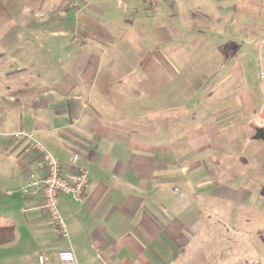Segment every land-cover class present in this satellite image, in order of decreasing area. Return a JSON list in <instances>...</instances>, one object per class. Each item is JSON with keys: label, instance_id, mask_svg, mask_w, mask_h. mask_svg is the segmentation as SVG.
I'll return each instance as SVG.
<instances>
[{"label": "crops", "instance_id": "obj_1", "mask_svg": "<svg viewBox=\"0 0 264 264\" xmlns=\"http://www.w3.org/2000/svg\"><path fill=\"white\" fill-rule=\"evenodd\" d=\"M78 2L83 6L60 5L59 21L41 22V55L34 37H19L20 28L36 34L40 22L11 20L10 42L0 37V157L14 163L13 173L0 170L4 180L22 189L30 173L44 174L31 139L13 134L19 131L58 158L64 176L74 178L79 167L88 174L81 201L58 198L68 238L57 232L41 192L19 191L13 216L0 214L2 225L15 227L14 239L0 246V264H61L64 249L74 251L78 264H264V143L249 133L240 136L248 150L227 153L212 122L226 111H211L221 108L211 93L226 91L222 86L241 73L244 96L230 108L245 106L254 114L250 122H259L260 74L254 91L245 75L254 58L243 45L264 32V0ZM69 12L78 19L67 21ZM244 37L250 40L237 46ZM52 46L69 58L62 61L58 52L54 60ZM215 59L232 71L198 85L210 93L209 125L173 135V127L177 134V125L188 121L172 106L180 81L194 91L197 77L217 73L206 71ZM255 62L264 69L263 56ZM152 67L156 83L146 84ZM164 94L171 100L164 102ZM227 140L239 142L232 135Z\"/></svg>", "mask_w": 264, "mask_h": 264}, {"label": "rangeland", "instance_id": "obj_2", "mask_svg": "<svg viewBox=\"0 0 264 264\" xmlns=\"http://www.w3.org/2000/svg\"><path fill=\"white\" fill-rule=\"evenodd\" d=\"M65 1L67 2L68 0H0V37L2 39H4V41H6V42H10V38L13 35L12 29L10 27L11 26V24H10L11 20L18 21L19 23L20 22H28V21L29 22L36 21V22H40V23L44 22V21H50V22L59 21V12L57 10H58L60 5L64 6ZM74 2H77V4L80 7L83 6V5H81V2L80 3L78 2V0H74ZM75 19H78L75 12H69V14H67V17H66L67 21H75ZM43 25L44 24L41 23V27L36 29V31H35L36 34H34V35L29 34L28 30H26L25 28H20L19 37L23 38L24 41L27 39L26 37H34V40L36 41V48L37 47L39 48V49L35 50L36 55L42 54L43 47H42L41 43L37 44V42H38V37L44 36V34H41V32L44 30V28L42 27ZM37 32H39V33H37ZM199 35H204V34H203V32H201V33H199ZM229 36L230 35H228V37H227V42L233 41V37L232 36L229 37ZM259 37L260 38L258 40L254 41L252 44H249V45H243V44H246L243 42H247L250 40V39L247 40L246 37H244V41H242V42L237 41V46L241 47L243 45L244 46L243 48L245 50H247L249 52V55H252L254 58V60L249 59L248 66L245 69V75H246L247 80L249 82L248 87L255 89L254 91H256L257 88L259 89V87H257V86L259 83V74H260L261 68H259V65L257 64L258 62L257 63L255 62V58H258V56H260V55L264 57V32ZM52 49H53V50H51L52 55L50 57H52L54 60H55L56 54L58 52H59L58 54L61 53L60 54L61 56H58V57H61L62 61H65V58L66 59L69 58L68 51H65L62 49L60 51H58L53 46H52ZM38 50H40V51H38ZM201 50L198 52H201ZM214 51L216 52L217 50H214ZM199 58L197 55L196 56V64H202L203 63V61ZM148 62H150V61H148ZM222 66H223L222 60H219V59L211 60V65L209 66V68L206 71L210 74L214 73L215 71H217V73H214L215 75L212 74L211 76H199V77H197L196 78V86H195L194 91H191L190 88H189V90L183 89V88H185V85L182 83V81H180V83L178 85L179 90H178V92H176L177 93V100H176L177 103L174 101L175 97L173 96V100H172L173 104L171 102H169V104H172V106L177 105L179 116L183 117V118L188 117V121H186V122L181 121V123H179L177 125V128H178L177 134L175 133L176 131H174V127H173V135H180L179 137H182V136L187 135V133L190 130L191 131L195 130V132H197V130L199 128H201V127L203 128L204 126L209 125L208 122H209L210 118L206 119L205 113L207 110L206 106L208 104V99H206V98H207L208 94H210V93L205 92V91H201V90L199 91L197 89H198V85L200 84L202 79H208L209 77H211V79L221 80L224 78V76H227L226 74L229 71H232L230 66L228 67L227 70H222L221 69ZM151 69H153V70L149 69L147 72V75L145 76L146 84H155L156 83V78L154 76V67H152ZM257 69H258V71H257ZM232 75H233V77L229 81V84L231 82H233V86L231 88H229V86H228L229 84L228 85L224 84L222 86V89H225L226 91H216L214 93H211L212 95L216 96L217 100L220 99V102H221L220 103L221 108L216 107V108H213V110L211 109L212 113L213 112L218 113L217 111L221 110V109L226 111V115L223 117H218L219 113L216 115L214 114V116L212 118V122L216 121L215 123L218 125L219 129H217V131H215V132L219 133L217 135H222V140H225L224 142L220 143V148L225 150L227 153L233 152L235 150L236 151H240L242 149L248 150L249 149L248 147L245 148L246 138H244L245 140H241L240 136L243 135V137H245L244 135H248L249 133H251L250 135H253L256 127H260L261 125L264 126V112L259 113V117H258L259 122H257V123L252 122L251 123L250 118L254 114L252 112L247 113L245 106L243 108V111L241 109L230 108V107H233L235 103L242 100V97L244 96V91H243L244 85L242 83H240V81L238 82V80L241 79L242 77H244V75L242 76L241 73L232 74ZM181 78L182 77H180V80H181ZM162 82L164 84L165 83L171 84V82H169L166 79H162ZM227 87L229 90L226 89ZM260 89L263 93L261 83H260ZM258 94H260V93H258ZM0 99H1V95H0ZM170 100H171L170 97H167V95L164 94L163 101L168 102ZM255 100H256V103L260 107H262L264 105V100H262L259 96L258 97L255 96ZM216 103H218V102H216ZM1 105H2V107H4V111H10L11 110V107L6 105L5 103H1ZM5 109H7V110H5ZM153 109H149V110H153ZM4 115H6V114H4ZM126 126H128V127L132 126L135 128L138 127L136 129H139V126H140L141 129H143L141 125H126ZM146 126L148 127V126H154V125L146 124ZM163 128H164V130H162L163 135H169L170 126L164 125ZM153 131H154L153 129L152 130L150 129L147 132L149 135H154ZM2 132H5V128L0 127V135L3 134ZM13 134H15V133H13ZM230 135H232V137L235 140L239 139V142L228 141L227 139ZM212 141H214V140L212 139L211 142ZM217 143L218 142H216V141L212 142V145L214 144L212 147L213 151H216L215 145H217ZM226 152H224L222 154L227 156ZM227 159H229V158H225V156H223L222 160H227ZM2 161H4V163H2ZM1 165H3V167ZM13 165H14V163L12 162V160L8 161L5 159L4 156L0 157V170L1 169L4 170V172L5 173L7 172V174L13 173ZM3 177L4 176L0 173V181L2 180L0 182L1 183L0 184V214H2L3 217H12L14 212H15L14 205H13L14 201L17 199H19V201L22 200L19 196L20 195L19 191H21V188L18 189L16 183L11 182V180L10 179L8 180V178L4 180ZM213 204H214L213 206L215 208H217L218 210L225 209L222 207L224 204L223 205H218V204L216 205L215 202H213ZM225 205H226V208L230 209V201H227V202L225 201ZM215 239L217 240V238H215ZM200 241H202V240H200ZM196 245H199V243H197Z\"/></svg>", "mask_w": 264, "mask_h": 264}, {"label": "built area", "instance_id": "obj_3", "mask_svg": "<svg viewBox=\"0 0 264 264\" xmlns=\"http://www.w3.org/2000/svg\"><path fill=\"white\" fill-rule=\"evenodd\" d=\"M260 83L264 93V69L260 70ZM17 138H30L32 148L40 155L39 164L44 169V174L38 176L30 173L27 184L21 189L22 196L32 191L42 193L44 209L51 214L56 225L57 232L68 238L67 224L58 209V198L60 194L71 195L75 200L81 201L88 187V174L85 168L79 167L74 178L70 179L63 175L64 166L58 158L47 151L40 143L25 131L15 133ZM77 158L74 159L76 161ZM58 258L61 264H78L72 249L59 251ZM44 258L41 256L40 261Z\"/></svg>", "mask_w": 264, "mask_h": 264}, {"label": "trees", "instance_id": "obj_4", "mask_svg": "<svg viewBox=\"0 0 264 264\" xmlns=\"http://www.w3.org/2000/svg\"><path fill=\"white\" fill-rule=\"evenodd\" d=\"M263 112H264V107L262 108V113ZM14 237H15V227L4 226L0 222V246L11 242L14 239Z\"/></svg>", "mask_w": 264, "mask_h": 264}, {"label": "water", "instance_id": "obj_5", "mask_svg": "<svg viewBox=\"0 0 264 264\" xmlns=\"http://www.w3.org/2000/svg\"><path fill=\"white\" fill-rule=\"evenodd\" d=\"M253 139L260 140L264 143V127H257Z\"/></svg>", "mask_w": 264, "mask_h": 264}]
</instances>
